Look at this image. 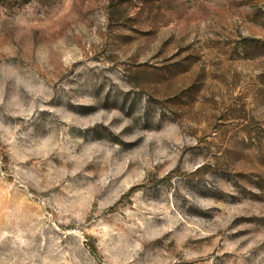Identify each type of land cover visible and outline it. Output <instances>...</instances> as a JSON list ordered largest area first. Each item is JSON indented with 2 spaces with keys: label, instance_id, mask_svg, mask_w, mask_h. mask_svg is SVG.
<instances>
[{
  "label": "rangeland",
  "instance_id": "1",
  "mask_svg": "<svg viewBox=\"0 0 264 264\" xmlns=\"http://www.w3.org/2000/svg\"><path fill=\"white\" fill-rule=\"evenodd\" d=\"M0 264H264V0H0Z\"/></svg>",
  "mask_w": 264,
  "mask_h": 264
}]
</instances>
